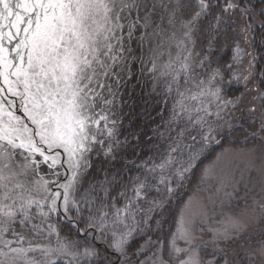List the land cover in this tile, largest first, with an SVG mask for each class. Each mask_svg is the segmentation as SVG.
I'll return each instance as SVG.
<instances>
[{"label": "snow or ice", "instance_id": "snow-or-ice-1", "mask_svg": "<svg viewBox=\"0 0 264 264\" xmlns=\"http://www.w3.org/2000/svg\"><path fill=\"white\" fill-rule=\"evenodd\" d=\"M241 3L225 0L212 25L216 34L229 26L224 13L248 16ZM190 7L182 0H0V264H64L65 260L80 264L76 242L62 238L47 219L62 213L79 230L72 217H80L81 202L92 203L94 186L80 199L76 193L86 182L94 146L104 144L102 137L110 141L106 155L115 158L113 145L120 142L109 127L116 123L108 115L116 96L109 81L113 77L119 81L116 68L125 65L124 54L131 52L129 42L137 32L140 46L149 45L153 91L162 82L165 95L174 93L175 101L164 130H154L168 141L167 150L158 161L149 157L139 165L145 174L135 178L132 197L126 198L123 208L111 205L115 208L111 225L109 212L102 207L89 216L86 226L105 234L110 231L116 251L126 254L142 203L149 205L140 217L145 222L177 196L197 161L220 144L221 137L235 135L236 113L249 100L248 93L251 101H259L264 133V73L254 71L257 57L237 43L231 63L208 71L207 56L194 58V33L202 18L212 16L213 0H195V10L180 21L178 35V16ZM250 28L245 20L240 30L247 34ZM245 57L251 59L242 67ZM197 69L208 74L201 78ZM254 78L260 79V85L252 84ZM233 84L243 85L245 92L230 98L228 89ZM17 101L23 116L14 111ZM100 105L104 107L97 111ZM256 111L250 103L248 112ZM249 118L255 123L254 115ZM252 135L254 146L244 151L243 168L230 165L226 150L203 170L200 185L215 181L212 194L203 200L194 194L179 208L169 248L156 244L152 250L149 238L144 248L151 256L145 264H254L256 257L264 264V228L258 237L250 232L254 224H264V135L258 146L255 131ZM42 166L55 179L39 175ZM257 171L262 180L259 199L249 204L246 195L242 210L216 214L217 206L232 209L238 186L247 192ZM151 191L157 197L148 200ZM34 209L39 210V224L33 222ZM246 233L256 247L242 256L235 249L230 253L227 246ZM205 236L210 239L205 241ZM82 255H95V249H85Z\"/></svg>", "mask_w": 264, "mask_h": 264}, {"label": "trees", "instance_id": "trees-1", "mask_svg": "<svg viewBox=\"0 0 264 264\" xmlns=\"http://www.w3.org/2000/svg\"><path fill=\"white\" fill-rule=\"evenodd\" d=\"M213 1L219 7H223V4H225V0ZM233 1L236 2V0ZM257 1V8L261 9L258 15V22L264 24V15L261 14L264 13V0ZM255 39L254 48L258 51L256 68L257 73L261 74L264 73V32L258 30ZM135 79L137 80V84L127 96L125 105L126 115L123 122L122 134L120 135V144L117 146L115 158L109 159V163L103 167L105 177H103V181L100 179L103 183L94 191L95 203L90 209L89 207L82 209L78 219L72 217L79 230L62 213L57 214L58 221H53L65 232L62 236H66V238L75 241L79 245H89L95 249V256L90 264H139L140 258L137 252L144 248L149 238L151 240L149 247L155 250L153 246L160 244L163 248L167 249L176 228L178 210L191 196L194 187L193 179H196L195 174L192 172L190 178L188 177L183 182V187L177 189V196L171 199L163 210L155 211L153 218L149 220L146 218L145 222H141L140 217L144 213L141 211L138 214L136 222L138 228L125 250L126 254H123V256H118L116 252L109 248L108 244L111 242L110 234L101 233L98 229L86 226L89 216H95V209L101 207L109 212L107 219L109 225H111V214L115 211V208L111 207V205L115 204L117 208H123L126 198L133 194L131 189L134 186L135 178L145 174L143 167H139V165H142L149 157L158 161L159 155L167 150L168 141L156 136L154 130L163 131L166 127V120L171 114L175 97L173 95H165V91H161L159 95L153 96L152 93H149L148 84L145 79L143 80L139 76ZM260 83V79L256 78L255 84L260 85ZM244 92L245 90L242 87L234 89L230 87L228 89L230 98ZM165 100L167 101V105L164 104ZM253 103L257 106V111L253 114L256 117L255 123L249 118L253 115H247L242 110L240 113V123L236 127L235 132L238 133L239 137L234 141H230V139L225 141L229 142L235 149L247 150L252 148L254 146L253 131L256 133L255 146L259 145L260 136L264 135V133L260 132L259 101H253ZM187 142L191 143L192 141L189 139ZM222 146L225 145L218 144L214 145L213 148L219 151ZM211 154L212 152L209 150L205 157L197 162L198 171L201 166L205 165L204 163L208 161ZM105 189L107 190V195H105ZM121 192H125L126 197H121ZM246 193L252 195L249 190ZM148 195L149 197L150 195L154 198L157 197L154 191L149 192ZM142 207L147 209L149 206L146 203H142ZM58 222H61L63 226L59 225ZM157 222H159V227H157ZM129 223H132L131 220H129ZM139 229H143V231ZM102 235L104 236L103 240L100 239ZM244 239H246L245 242L254 243L251 237L243 238L242 236L236 243L244 242Z\"/></svg>", "mask_w": 264, "mask_h": 264}, {"label": "rangeland", "instance_id": "rangeland-1", "mask_svg": "<svg viewBox=\"0 0 264 264\" xmlns=\"http://www.w3.org/2000/svg\"><path fill=\"white\" fill-rule=\"evenodd\" d=\"M182 2L185 4H189L192 7L187 8L181 16H178V19H177L176 24H175V30H176L178 35L182 32L180 21L182 19L183 20L188 19L190 17V15L192 14V12L195 10V0H182ZM232 2H234V1L232 0ZM224 6H225V4H223V7ZM223 7H219L213 1L212 16L207 17V18H202L199 25H198L197 31L194 33V39L196 41L195 48L193 49L194 58L196 60H199L201 57L207 56L208 60L211 61V69H209L208 71L214 70L217 67H223L224 65L231 63L232 62L231 58L234 55V49H235V46L237 43H239L241 48L246 49L249 53H252L254 56L258 57V54H257L258 51L256 48H254V44L256 42L255 36H256L258 30H261L264 32V27H261L262 23L258 22V15L261 12V9L257 8L258 7V1L257 0H242L240 7L241 8H247L249 10L248 16H241L239 14V12L224 13L225 19L229 21V26L228 27H222L219 30V34H216L213 31L212 25L215 22V17L217 15L221 14ZM249 16L254 17V19H249ZM245 20H248V23L251 24V28L249 29L247 34L242 33L240 30L241 26L244 24ZM165 26H167L166 21H165ZM125 35H126V32H125ZM138 35H140L139 32L134 34L133 40L131 42H129V46L131 47V52H126L124 54L127 57L125 65H123V66L118 65L116 68V71L119 73V81L116 82L115 77H113L109 81V83L113 84V89L116 92V96H115L113 104L111 106H108L110 109V111L108 112L109 118H110V120H115L116 123L114 125L109 124V127H112L115 129V133H114L115 138L119 142H120V135L122 134L124 118L126 115L125 105H126V101H127V96H128V94H130L131 89L133 90L135 85L137 84L136 83L137 80L135 78L137 76H139L143 80L145 79V81L148 84L149 93H152L153 96L159 95V93L161 91H164V87H163L162 82L159 83L157 85L156 90L153 91L152 86L155 83V81H153L152 74L149 70L150 69L149 56L151 54L148 51L149 45L147 43H145L144 46L141 47L140 42L137 38ZM210 43H211L212 51L209 53ZM173 54H175V49H173ZM162 59L166 60L167 55H165ZM250 59H251V57H245L244 58V64L242 65V67H246L247 63ZM256 64H257V59L255 61L254 71L256 74H258ZM197 73L200 75L201 78L208 74L207 72H200L199 69H197ZM255 79L256 78L253 79L252 84L257 85V84H255ZM189 86H191V85H189ZM240 87H242L244 89L243 85L233 84L231 86V88H233V89L234 88H240ZM104 94L106 96H108L109 98H111L109 93L105 92ZM172 95H173V97H175L174 93ZM247 95L249 96V100L247 102L245 101V104L243 105L242 110H243V112H246L247 115H253L252 113L248 112L249 104L253 103V101H251L252 93H248ZM102 107H104V106L100 105V107H98L97 111H99L100 108H102ZM14 111H16L17 115L23 116V112L21 110H19V101H17V108L14 109ZM241 111H238L236 113V119L234 122L236 127L240 123ZM238 137H239L238 133H235V135H225V136L221 137L220 138V140L222 142L221 144H224L225 146H222V148L219 151H218V149L215 150V148H212L211 149L212 154H211L210 158L208 159V161H206V163H204L205 165L201 166L199 171H198V165L192 170L193 174H195L194 176L196 177V179L195 178L193 179L194 180V187H193V191H192L190 197H192L195 194L201 200H203L205 197L212 194V188H213V185H215V181H212V182L205 184V185H200V178L203 174V170L205 168H207L208 166L213 165V163L216 161V157L218 155H220L222 152H225L227 150L228 161H229L230 165L233 166L234 169H240V168L244 167V165L246 164V158H245L243 153L246 150L235 149L232 147V145H230L229 142H225L227 139H230V141H234ZM101 139L104 140V144L103 145H99V144L95 145L93 148V152L90 155L91 167L88 169V173L86 176V182L81 186V190L76 193L77 199H80L84 195V193L89 189L90 185L94 186V191H95V189H97L98 186L103 183L102 182L104 180L103 177H105V172H104L103 167L109 163L108 160L111 159L112 157L109 155H106L107 146L110 142L109 138L107 136H104ZM191 143H193V142H191ZM221 144H219V145H221ZM117 146H118V144L113 145V149H114L113 155L114 156H115L116 151H117ZM206 153L200 158V160H202L205 157ZM207 158H208V156H207ZM178 166L179 165H177V167ZM258 167H259V163H257V168ZM39 175L44 176L45 179H55L54 177H51L50 173L46 172L43 169V166H42V170L40 171ZM190 175H191V173L188 175L189 178H190ZM100 179L102 181H100ZM60 182H64L63 177H61ZM261 184H262V180H261V177L259 175V172L257 171L251 176V179L249 182L248 190L251 191L252 195L247 194L245 192V189L242 186H238V194H234L232 209L231 210L221 209L219 206H217L216 207V214L220 213L221 211L238 212V211L242 210L245 207L244 198L246 195L248 197V203L249 204H251L253 198L259 199L258 194L260 192ZM198 186L201 189H205V190L204 191H197ZM49 187L54 188L55 186L50 184ZM133 187H132V189H133ZM132 189H131V192H132ZM94 191H92L90 193V195L92 197V203L81 202V205H80L81 211H82V209H85L86 207H89V209H90L91 206L95 203ZM229 191H231V189H229ZM242 192H243V194H241ZM132 195L128 196V198H131ZM37 198H39V197H37ZM153 198L154 197H152L151 195H150V197H149V195L147 197L148 200H151ZM33 211H34V214H36V219L33 222L39 224L40 219H41L38 215L39 210L34 209ZM146 211H147V209L142 207V213H145ZM154 213H155V211L152 213L151 218L154 217ZM73 218L75 219V217H73ZM53 221H58L57 214H55V213L52 214L47 219V223H51L57 229V231L60 232V235L62 238L66 237V236H62L65 232L62 229H60L58 227V225L56 223H54ZM58 223H59V225L63 226V224L61 222H58ZM262 228H264V224L256 223L253 225L252 229H250V232L252 233V235L254 234L256 237H258L259 232ZM21 230H23V229H21ZM175 230H176V228H175ZM175 230H174L173 235L175 234ZM107 234H110V238H111L110 241L112 242V243L108 244L109 248L112 251L116 252L118 254V256H123L122 253L116 251L115 248L112 246L115 242V238L112 236V233L110 231H108ZM173 235H172V237H173ZM242 237L243 238L244 237L250 238L251 236H249V234L246 233ZM51 239H52V243L54 245L55 244V236H53ZM209 239H210V237H207V236L204 237L205 241H208ZM171 240H172V238H171ZM171 240H170L168 248L170 247ZM245 241H246V239H244V242H239V243L235 242V243L231 244L230 246H227L229 249V252L231 253V251L233 249H235L242 256L245 251H251L254 247H256V241L255 240H254V243L252 242L251 244H250V242H245ZM177 243L181 247L184 246L182 242L178 241ZM76 244H77L78 252L81 253V255L79 257L80 264H90L93 261V258L95 255L86 257L82 254L85 251V249H88L91 251V249H93V247H91L89 245H79L78 243H76ZM241 245L243 247H241ZM127 247H128V244L125 246V250L127 249ZM150 248H152V247H150ZM152 250H154V249L152 248ZM137 253H138V256L140 258L139 264H145V262L151 256V251H148L145 248H142ZM206 259H211V257H206ZM217 259H219V254L217 255ZM229 259H232L231 255H229ZM64 264H67L66 260L64 261ZM73 264H75V262H73ZM221 264H223V261H221ZM238 264H239V262H238ZM254 264H260V258L259 257H256Z\"/></svg>", "mask_w": 264, "mask_h": 264}]
</instances>
